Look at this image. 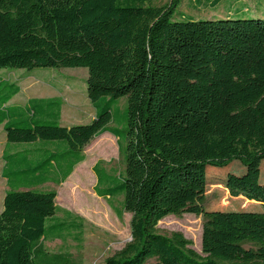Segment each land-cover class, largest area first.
<instances>
[{
    "label": "trees",
    "instance_id": "obj_1",
    "mask_svg": "<svg viewBox=\"0 0 264 264\" xmlns=\"http://www.w3.org/2000/svg\"><path fill=\"white\" fill-rule=\"evenodd\" d=\"M148 1L0 0V70L86 68L95 110L88 124L64 125L60 98L12 102L20 86L0 77V264H79L45 242L80 243L84 219L60 209L55 190L36 187L64 182L104 132L124 170L96 162L94 192L122 196L131 215V240L104 264H264L263 184L226 183L257 209L201 205L208 170L264 160V17L194 19L175 12L182 0ZM182 212L202 216L201 253L178 231L158 232L160 220Z\"/></svg>",
    "mask_w": 264,
    "mask_h": 264
},
{
    "label": "rangeland",
    "instance_id": "obj_2",
    "mask_svg": "<svg viewBox=\"0 0 264 264\" xmlns=\"http://www.w3.org/2000/svg\"><path fill=\"white\" fill-rule=\"evenodd\" d=\"M169 0H149L152 6L166 5ZM194 19L208 17H264V0H223L211 6L210 0H182L176 11ZM175 17H180L176 14ZM0 77L15 81L20 86V93L12 102H24L30 97H58L61 100L62 124H88L93 120L94 108L86 95V68H35L0 70ZM117 108L123 114L127 108L126 97L118 101ZM121 126H125L122 124ZM107 135H111L105 132ZM6 145V138L0 125V212L6 190L1 177V154ZM9 148H18L11 146ZM86 159L82 167L61 184L52 182L36 187L38 190H55L56 202L62 210L72 212L84 219V229L80 243L67 237L64 241H46L48 250L56 252L68 250L79 264H104L106 257L120 250L131 240L129 212L122 207V196L111 199L98 197L94 192L95 175L91 169L99 162L107 172L123 173L124 164L118 152L116 138L107 139L103 135L93 137L85 147ZM209 181L206 185L202 207L206 210L257 209L255 199L245 195L233 196L228 181L242 180L264 185V160L244 167L239 163L220 169L208 170ZM232 178V180H230ZM120 211V214L116 213ZM58 216L63 213L59 212ZM158 232L169 236L178 231L192 242L197 252L201 253L202 216L189 212L168 215L159 221ZM148 260L145 264H153Z\"/></svg>",
    "mask_w": 264,
    "mask_h": 264
},
{
    "label": "crops",
    "instance_id": "obj_3",
    "mask_svg": "<svg viewBox=\"0 0 264 264\" xmlns=\"http://www.w3.org/2000/svg\"><path fill=\"white\" fill-rule=\"evenodd\" d=\"M26 100H27V99H26ZM94 115H95V112H94ZM61 116H62V113H61ZM61 119H62V118H60V121H61ZM61 122H62V121H61ZM66 125H70V124H66ZM100 135H103V136L107 137L108 140L114 137L113 135H107V134H105V132L102 133V134H100ZM114 138H115V137H114ZM92 139H93V138H92ZM92 139H91V140H92ZM91 140H90V141H91ZM87 145H88V144H87ZM87 145H86V146H87ZM15 146H18V148H24V147H26L27 145H15ZM86 146H85V147H86ZM85 147H84V150H83L84 159H83L81 162H79L78 164H76V165L74 166V168H73V170H72L71 173L76 172L78 169H80V168L82 167V164L84 163V161H85V159H86V155H85ZM18 148H14V149H18ZM95 163H96V162H95ZM95 163H94V164H95ZM94 164H93V165H94ZM2 165H3V164H2ZM93 165H92V167H93ZM92 167H91V169H92ZM93 173H94V172H93ZM70 175H71V174H70ZM70 175H69V176H70ZM94 175H95V174H94ZM69 176H68V177H69ZM68 177H67V178H68ZM67 178H66V179H67ZM3 180H4V179H3ZM95 180H96V177H95ZM65 181H66V180H65ZM4 182H5V180H4ZM62 183H63V182H62ZM95 184H96V181H95ZM5 186H6V185H5ZM6 189H7V187H6ZM5 191H6V190H5ZM4 193H5V192H4ZM56 198H57V197H56ZM80 217H81V216H80ZM81 218H82V217H81Z\"/></svg>",
    "mask_w": 264,
    "mask_h": 264
}]
</instances>
